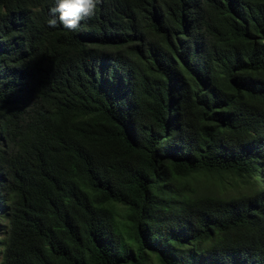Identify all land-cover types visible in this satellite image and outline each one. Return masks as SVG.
Returning <instances> with one entry per match:
<instances>
[{
	"label": "trees",
	"instance_id": "1",
	"mask_svg": "<svg viewBox=\"0 0 264 264\" xmlns=\"http://www.w3.org/2000/svg\"><path fill=\"white\" fill-rule=\"evenodd\" d=\"M55 6L0 0V264H264V0Z\"/></svg>",
	"mask_w": 264,
	"mask_h": 264
},
{
	"label": "clouds",
	"instance_id": "2",
	"mask_svg": "<svg viewBox=\"0 0 264 264\" xmlns=\"http://www.w3.org/2000/svg\"><path fill=\"white\" fill-rule=\"evenodd\" d=\"M102 0H56V6L49 9L47 24L51 28L62 25L75 31L82 20L95 14L97 4Z\"/></svg>",
	"mask_w": 264,
	"mask_h": 264
},
{
	"label": "rangeland",
	"instance_id": "3",
	"mask_svg": "<svg viewBox=\"0 0 264 264\" xmlns=\"http://www.w3.org/2000/svg\"><path fill=\"white\" fill-rule=\"evenodd\" d=\"M218 180V183H217ZM198 183L206 188H210L212 186L211 189H213L216 193L218 194H224L226 196L229 195H241L244 194L246 192V187L247 185L243 184L241 181H238L237 179H234L232 177L229 176H223L222 180L219 179L218 177H215V179L210 180L207 179L206 177L202 176L200 178H198ZM191 184L194 185L193 181L191 182ZM123 217H121L120 219H122ZM2 222V221H1ZM1 222H0V227H1ZM5 239L3 238V236L0 234V262L2 259V248L3 246L1 245V242H3Z\"/></svg>",
	"mask_w": 264,
	"mask_h": 264
}]
</instances>
